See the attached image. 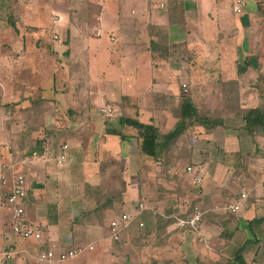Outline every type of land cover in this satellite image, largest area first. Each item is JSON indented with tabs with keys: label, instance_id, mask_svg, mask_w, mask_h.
<instances>
[{
	"label": "crops",
	"instance_id": "obj_1",
	"mask_svg": "<svg viewBox=\"0 0 264 264\" xmlns=\"http://www.w3.org/2000/svg\"><path fill=\"white\" fill-rule=\"evenodd\" d=\"M40 1L11 0L10 22L0 0V175L10 161L8 173L26 175L25 217L43 228L41 240L16 236L0 186V251L12 248L9 264H70L40 255L75 247L85 248L77 264H264V135L253 139L243 119L264 105V17L256 0L249 13L244 0L242 14L230 0L232 21L222 0H185L181 23L154 6L161 0ZM150 25L167 28L170 46L183 45L171 59L152 56L158 37ZM201 45L195 57L192 48ZM184 47L191 63L181 69L175 52ZM183 85L225 124L188 132L189 144L174 145L184 157L155 164L120 118L137 106L141 121L169 132L177 118L164 97L177 104ZM198 85L213 87L215 107L196 99L204 90ZM104 106L117 109L114 118L100 113ZM62 143L69 149L58 164ZM243 193L239 211L226 209ZM142 202L143 214L114 241L111 220ZM196 208L204 212L197 230L176 225Z\"/></svg>",
	"mask_w": 264,
	"mask_h": 264
},
{
	"label": "trees",
	"instance_id": "obj_2",
	"mask_svg": "<svg viewBox=\"0 0 264 264\" xmlns=\"http://www.w3.org/2000/svg\"><path fill=\"white\" fill-rule=\"evenodd\" d=\"M164 8L169 12V22L170 23H181L185 20L184 2L185 0H166ZM258 15L264 17V0H256ZM10 22H13V18ZM167 28L165 26H153L150 25L151 35L157 36L156 41H151L150 51L152 56H161L165 59H171L170 51L171 49H176L182 47L183 45L170 46L169 37L167 34ZM247 65V61H246ZM239 71L243 72L242 66L239 67ZM168 98L176 100L174 97H164L165 105L170 107L169 109L173 115L177 118V123L175 127L167 133H163L160 128L154 123V121L143 122L140 119L139 107L135 106L134 111L129 116L127 113H123L120 118V123L122 126H127L134 128L136 131V137L140 143L141 155L149 159L151 162L163 163L166 166H171L174 162L180 160L186 154L176 153L174 151V145L178 141H184V143L189 144L190 134L198 135V127H203L206 131H211L217 127L223 126L225 124L222 114L219 112H213L205 108L200 107L194 100L193 95L188 89H185L184 85L181 88L180 94L177 96L178 103L169 106ZM173 101V102H174ZM243 119L246 123V130L249 135L255 139L258 135H264V105L259 106L254 109L245 110L243 113ZM190 134H189V133ZM121 138H125L122 132H117ZM42 143H40L42 147ZM179 146V145H178ZM181 148L182 147H178ZM36 151H33V153ZM13 160H15V152H13ZM193 213L191 210L185 219H189ZM6 250H12L8 248Z\"/></svg>",
	"mask_w": 264,
	"mask_h": 264
},
{
	"label": "built area",
	"instance_id": "obj_3",
	"mask_svg": "<svg viewBox=\"0 0 264 264\" xmlns=\"http://www.w3.org/2000/svg\"><path fill=\"white\" fill-rule=\"evenodd\" d=\"M244 5V0H237L233 7L234 13L242 14ZM161 7H164V4H161ZM58 21L59 18H54L55 24ZM103 33L104 31L102 27L97 25L95 35L97 37H101ZM54 39L57 42L61 41L58 34L54 35ZM184 87H186V85H184ZM100 112L106 119H110L114 116V109L110 106L101 107ZM68 149L69 145L67 143H62L60 145V153L57 160L58 164L65 163ZM33 154L36 155L37 153L34 152ZM10 156L13 158V153L10 152ZM9 168H11V161L8 164H4V169L7 170L0 175V186L5 188L3 193V205L6 212L10 215L12 231L16 236L23 239L41 240L43 237V228L39 225L30 223L25 217V200L28 195L27 177L23 173H8ZM188 171H192V168L189 167ZM199 181L201 180L199 179ZM246 198L247 194L243 193L240 197V202L236 204H228L226 209L232 212L239 211L241 206L240 203ZM145 208L146 206L142 202L131 210H124L117 213V215H115L110 222V237L116 242L120 241L123 229L129 227L138 217H140ZM203 216L204 212L201 209L196 208L189 219L180 218L176 225L178 227H185L189 225L193 229L197 230ZM140 227H144L143 222H140ZM89 249L92 250L93 246H90ZM84 250L85 248L82 247H75L73 249L60 251L51 249L43 252L40 255V260L48 262L58 261L63 263L78 257L82 252H84ZM13 257L14 253L12 250L0 251V264H9Z\"/></svg>",
	"mask_w": 264,
	"mask_h": 264
},
{
	"label": "rangeland",
	"instance_id": "obj_4",
	"mask_svg": "<svg viewBox=\"0 0 264 264\" xmlns=\"http://www.w3.org/2000/svg\"><path fill=\"white\" fill-rule=\"evenodd\" d=\"M6 0H4V4H5V10H3L2 12V17L7 21V20H10L11 21V19L13 18V17H11L10 16V8H11V6H10V3H11V0H8V1H6ZM40 2H43V3H45L46 4V1L45 0H41ZM159 2V1H158ZM162 3H164V1H160L159 3H155L154 4V6H156V8H158V10H161V9H159V8H161V4ZM221 3L223 4V3H225V5L223 6V9H222V12H224V14H225V16L226 17H228L229 19H231V21L234 19L235 20V18L237 17V16H235L234 14H233V12L231 11V9L229 8V4H230V0H222L221 1ZM221 3H220V5H221ZM44 5V4H43ZM42 6V5H41ZM245 8H246V12L247 13H249L252 9H254V3H253V0H248L247 1V4H246V6H245ZM157 10V11H158ZM12 14V13H11ZM10 16V17H9ZM97 39V38H96ZM94 37H92V39L91 40H95V41H97ZM105 39H108V40H110V37L109 36H107V35H105ZM206 39V38H205ZM208 41H209V39H207ZM201 47V48H200ZM200 47H195V48H192V52H194V55H195V57H196V54H197V51H200V50H203L204 49V47L201 45ZM187 48H183V49H181V50H177L176 52H175V55L178 57V63H179V66H180V68L181 69H184V68H187V66H189L190 65V63L191 62H189L188 60H187V56H188V54H187ZM176 57V58H177ZM146 57L144 56L143 58H142V64H144L145 62H146ZM176 61V62H177ZM189 62V63H188ZM200 62V61H199ZM201 63V62H200ZM189 64V65H188ZM133 67H135V66H133ZM200 88H203L204 90H200V92H198V94H197V100L199 101V102H201V101H203L204 102V104L205 105H208V106H212V107H215V105H214V102H213V100L211 99L212 98V94L215 92V90L213 89V87H205V86H202V85H198ZM185 89H187V85H186V87H185ZM206 98H209V103H206L205 102V99ZM111 103V101H108V104L107 105H109ZM204 104H202V106H205ZM111 105V104H110ZM110 107H112L113 109H114V116L117 114V109H115L113 106H110ZM101 113V112H100ZM114 116H113V118H114ZM131 168L132 167H130L129 168V170H128V173H127V177L128 178H130V177H132V171H131ZM7 213V212H6ZM8 214V213H7ZM7 224H10V226H11V218H10V215L8 214L7 215ZM12 229V228H11ZM21 238V237H20ZM23 239V238H22ZM83 253V252H82ZM81 253V254H82ZM80 254V255H81ZM79 255V256H80ZM73 261L72 262H70L71 260H69V261H67L68 263H70V264H72V263H79V261L78 260H81V257H79V259H72Z\"/></svg>",
	"mask_w": 264,
	"mask_h": 264
}]
</instances>
